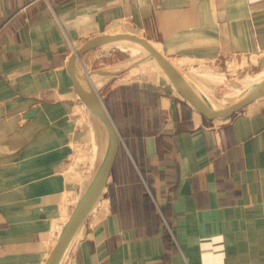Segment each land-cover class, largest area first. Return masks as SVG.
<instances>
[{"label": "crops", "instance_id": "1", "mask_svg": "<svg viewBox=\"0 0 264 264\" xmlns=\"http://www.w3.org/2000/svg\"><path fill=\"white\" fill-rule=\"evenodd\" d=\"M127 32L170 59L261 57L264 0H0V264H45L65 210L72 130L57 96L78 99L69 58L88 39ZM181 100L143 103L145 129L156 124L142 146L156 227H136L130 209L109 213L101 198L88 217L99 223L86 232V220L62 264H264V105L213 121L183 116ZM113 110L115 120L127 111Z\"/></svg>", "mask_w": 264, "mask_h": 264}, {"label": "rangeland", "instance_id": "2", "mask_svg": "<svg viewBox=\"0 0 264 264\" xmlns=\"http://www.w3.org/2000/svg\"><path fill=\"white\" fill-rule=\"evenodd\" d=\"M122 50L123 51H121L119 48H112V49L100 48L99 50H96L92 53L84 54L80 60L81 71L83 72V74H87L92 81L94 82L97 81L102 75L107 73L110 69L116 67L121 62H125L131 59L130 57V55H132L131 48L127 47ZM261 57L254 55L238 56L235 54H231V55H225L224 57L216 60H206V61L191 60L189 58L170 59L164 57V59H166L169 62H172L174 60H184V59H186L187 61L188 60L191 61L192 64L190 66L183 67L181 69L187 73H190L191 78L194 81H197V83L201 87H203L206 91L210 92L211 94L212 93L218 95L220 94L224 100L228 99L229 102L231 100L230 97L234 95L238 96L240 94L239 92L244 90L243 88H233L231 86L232 82L238 81V79L242 76L248 78L247 80L249 82L254 81L262 74V68L259 65V59ZM144 67L145 66L135 67L138 68L137 70H139V72H135V74L133 75L128 73L130 72V69H126L118 73V76H121L119 81L122 82L114 83V80H116L117 77L116 76L112 79L113 82L105 86V88H103L102 90L98 91L100 97L102 98L103 104L106 108V111L110 117L109 124L112 127V132L114 133V138L116 140L115 149L113 148V153H112L113 162L110 169L111 171H109L107 174L105 187H104L106 192L105 195L102 197V201H103L102 205H107L105 209H110L109 213H112V207L110 205L111 203L109 199H110V186L112 188L113 187L112 183L114 182V179L112 180L113 165L114 162L117 160L124 161L121 164L123 166H120L121 169H119V173H120L119 177H121V180L120 178H118L117 181L123 184L121 186L127 187L126 189H129L130 186V190H131V192H129L127 195H121L120 199L123 201V204L132 205L134 204L133 199L140 198L141 201L142 197L144 196L152 200V203L154 204V195L149 191L145 183L147 179V175H145V173H141V171L139 170L140 167L141 170L143 171V168H145L147 164L153 161L152 158L145 156L142 150V146L144 142L143 138L149 134H152V132L155 131L156 129L155 123L153 126L154 127L153 131L150 129L149 130L145 129V119H146L145 113L146 111L148 113V108L150 107H147L146 109L143 103L145 99L147 103L149 102L150 105L154 102L155 104L160 105V101H162V98H167V97L174 100L176 103L178 98L182 99L179 96V94H174L173 92L170 91L168 81L165 78H163L160 73L157 72V75H153L151 73L146 74L143 72ZM109 86H115L116 88L112 90L111 93H109L105 97V93H107L105 92L107 91L106 87ZM62 96L64 97L57 96V100L66 99L67 102L66 107H69L67 108L66 114L68 117L67 119L69 121V124L71 125L70 127H72V130L70 133V128H69V133H68L69 136L67 137V142L64 144L66 146L67 153L64 155L63 157L64 159L61 163L62 169L67 177V190L66 193L64 194V199L62 202V205L64 207L66 206V208L64 210L63 216L61 217V219H59L60 221H58L60 223L56 224L58 226L57 227L58 230L61 228L60 226L62 225L65 226V224L70 220L72 210L77 207L78 202L83 196L81 186L77 187L76 184L79 185L83 178L88 177L90 173L93 172V160L91 153L92 148L89 149L86 143L89 137H91V142H92V133L90 130H88L89 127L91 128V125L88 118L87 119L84 118L82 120L81 113L74 110V108L76 107L75 105L81 104L78 101V99H76V98H80V94L78 92L72 94L73 98L76 99L75 101L71 100L72 97L69 94L67 95L65 94ZM263 101H264V97L248 105H252V104L253 106H255L256 104L264 105ZM118 102H120L122 109L123 110L125 109L127 111L116 116L117 119L115 120V113L113 114L114 112L113 104L115 105V103L117 104ZM181 102L184 101L181 100ZM184 104L186 103L184 102ZM129 110H132V113L137 112V114H133L131 116V114L128 113ZM148 117L149 119L154 120V122H156V119L162 118L161 114L156 115L155 112L152 114V116L149 115ZM135 120L137 124L136 122H134ZM122 125L125 128H123ZM137 129L143 130L142 137H136V133L138 132ZM116 131L118 135L116 134ZM84 136H85V141H83ZM92 147H93V142H92ZM138 147L139 149H141V152L139 154L137 153L136 155H134L135 153L133 154L132 151L134 150L136 151ZM83 149H85L84 152H79V150H83ZM79 158L86 159L85 162L83 163L84 167L76 165ZM84 168L87 169L86 173H83L82 176L81 175L79 176V172L80 171L82 172ZM130 171L134 172V175L138 178V181L140 183L138 185H140L142 188L138 194L136 193V195L134 193V188L132 186L133 180L131 181L130 174L128 175V172ZM73 180H75L74 187H70ZM69 189H72L70 191L71 193L68 191ZM108 211L102 210L99 219L104 218L105 215L108 213ZM98 215H99V210L96 212V215L93 218L97 217ZM90 221L86 223L87 226L86 228H84L85 225L83 226L84 231L86 232L89 229L88 227L95 226L99 223V221L96 223ZM45 256H46L45 259L46 262L49 256L48 253Z\"/></svg>", "mask_w": 264, "mask_h": 264}, {"label": "water", "instance_id": "3", "mask_svg": "<svg viewBox=\"0 0 264 264\" xmlns=\"http://www.w3.org/2000/svg\"><path fill=\"white\" fill-rule=\"evenodd\" d=\"M148 42L135 34H105L97 36L83 42L74 49L68 62V71L73 78L77 87L80 98L78 101L84 105L86 115L96 133L98 148L96 153V169L93 179L90 181L88 177L81 180L83 196L72 210L70 220L65 224L62 234L55 233L56 245L50 251L45 264H62L67 252L78 236L81 228L84 226L87 218L98 208V203L105 195L106 176L111 171L113 162V148L115 149L116 140L112 127L109 124L110 117L103 104L102 98L96 87L101 81L115 77L118 73L130 67L140 64H152L165 77L184 98V102L190 109L198 112L200 116L208 120H219L229 118L246 105L264 97V56L259 59V65L262 68V74L254 81H248L242 76L238 81L232 82L233 88H243L244 90L231 100L222 105L206 101L199 93H203L212 99H220L218 94H211L201 87L197 81L191 78L190 73L185 72L180 67H172L169 61L164 57H159L148 46ZM120 47H134L139 50V55L130 63H126L124 67H117L116 71L106 73L97 81H89L87 74L81 71V56L86 52L97 48L112 49ZM106 77V78H104ZM248 86H250L248 88ZM197 91V92H196ZM37 109H32L26 118L32 117ZM117 134V131H116ZM118 135V134H117Z\"/></svg>", "mask_w": 264, "mask_h": 264}, {"label": "trees", "instance_id": "4", "mask_svg": "<svg viewBox=\"0 0 264 264\" xmlns=\"http://www.w3.org/2000/svg\"><path fill=\"white\" fill-rule=\"evenodd\" d=\"M121 51H123V50H121ZM191 112H192V110L188 107V105L182 104L183 116H187L189 118L191 115ZM128 113L131 114V116L133 114H137V112L132 113V110H129ZM134 122H136V120ZM136 124H137V122H136ZM137 131L138 132L136 133V137H142L143 136V133H142L143 130L137 129ZM123 162L124 161L117 160L114 162V165H113L112 180L114 179V182L112 183L113 184L112 186L114 187V189H113V187L111 188V186L109 185L110 186V199L109 200L111 203L110 205L112 207V211L117 210V211H120L122 213V211H125L128 209L133 210L132 216L134 217V220H135V226L138 228L146 226L151 231L152 229H154L156 227L157 222H158V215L155 212V206L152 203V200H150L148 197L144 196V197H142L141 201H140V198H136V199H133L134 204L124 205L123 201L120 199L121 195H127L129 192H131L130 186H129V189H126L127 187L121 186L123 184H121L117 181L118 178H120V180H121V177H119V174H120L119 169H121L120 166H123V165H121ZM124 166H126V165H124ZM138 167H139V165H138ZM123 168H125V167H123ZM140 171H141V173H144L141 170V168H140ZM129 174L131 177V181L133 180L132 186L134 188V193L136 195V193L138 194L142 188L140 185H138L140 183L138 181V178L134 175V172L130 171V172H128V175ZM146 182H147L148 187H150L147 179H146ZM161 212L165 216V212H167V209L165 210V208L164 209L161 208ZM124 217H126V221L129 220V218L127 216H124ZM166 240H169V239L166 238Z\"/></svg>", "mask_w": 264, "mask_h": 264}, {"label": "bare ground", "instance_id": "5", "mask_svg": "<svg viewBox=\"0 0 264 264\" xmlns=\"http://www.w3.org/2000/svg\"><path fill=\"white\" fill-rule=\"evenodd\" d=\"M128 34H132V33H129V32H127ZM127 33H123V34H127ZM136 36H138V37H140L138 34H136V33H134ZM149 45V47H150V49L153 51V52H155L159 57H162L163 58V53H161V49H160V47L158 46V44L157 45H155V44H151V43H148ZM124 48H127V47H120L119 49L120 50H122V49H124ZM129 48H131V52H132V55H130V57H131V59L130 60H128V61H125L124 63H122L121 65H119L120 66V68L121 67H124V65L126 64V63H130V62H132L134 59H136V57H138V55H139V50L138 49H136V48H134V47H129ZM192 64V62L191 61H187L186 59H184V60H174V61H172V62H169V65L170 66H172V67H180V68H183V67H188V66H190ZM119 66H117V67H119ZM137 66H145L144 67V70H143V72L144 73H146V74H149V73H151V74H153V75H157V72L158 73H160L157 69H156V67H154L152 64H149V63H144V64H140V65H136V66H133V67H130V68H128V69H131L130 70V72H128L129 74H131V75H133V74H135V72H139V70H137L138 68H135V67H137ZM117 67H116V69L115 70H113V71H116L117 70ZM132 68H134V69H132ZM126 70V69H125ZM113 71H110L109 73H112ZM232 71V70H231ZM128 73H127V75H128ZM156 73V74H155ZM161 74V73H160ZM162 75V74H161ZM158 76H160V75H158ZM162 77L163 78H165L163 75H162ZM91 79V78H90ZM123 80V79H122ZM90 81V80H89ZM92 82V81H91ZM120 82H122V81H120ZM103 84V81H101V83H100V86ZM99 86V84H97L96 85V87L97 88H99L100 87ZM169 87H170V91H172L173 93H175V94H179V96L184 100V98L182 97V95L169 83ZM250 86H248V88H249ZM243 91V90H242ZM241 91V92H242ZM197 92V91H196ZM241 92H239V93H241ZM199 95H201V96H203V98L206 100V101H211L212 103H217V104H220V105H222V104H224V103H227L228 102V99L227 100H224L222 97H221V95L219 94V96L221 97L220 99H216V100H214V99H212V97H208L207 95H204L203 93H199V91L197 92ZM238 93V94H239ZM237 95V94H236ZM235 96V95H234ZM234 96H232V97H234ZM232 97H230V98H232ZM185 101V100H184ZM220 102H224V103H220ZM91 123V122H90ZM91 128H92V142H93V147H92V142H91V137H89L88 138V140L86 141V143H87V146H88V148L90 149V148H92L91 149V153H92V160H93V172H91L90 173V175L88 176V178H90V181L93 179V177H94V173H95V169H96V165H95V163H96V153H97V148H98V143H97V138H96V133L94 132V129H93V127H92V125H91ZM76 148H78V147H76ZM84 150L85 149H83V150H79V152H84ZM79 152H78V154H79ZM85 158L84 159H81V158H79V160L77 161V163H76V165L77 166H81V167H84L83 166V163L85 162ZM87 167V166H86ZM86 171H87V169L86 168H84L83 170H82V172L80 171L79 172V176L81 175L82 176V174L83 173H86ZM74 181L75 180H73L72 181V184L70 185V187H74ZM77 185V184H76ZM65 208H66V206H65ZM97 211V210H96ZM95 211V212H96ZM66 212V211H65ZM91 216V215H90ZM90 216H89V218H90ZM89 218L87 219L88 221H90L89 220ZM61 228L58 230H56V232H58V233H60V234H62V231H63V229H64V225H62V226H60ZM54 239V238H53ZM56 239H54V240H51V245H52V247H54V245H56Z\"/></svg>", "mask_w": 264, "mask_h": 264}]
</instances>
